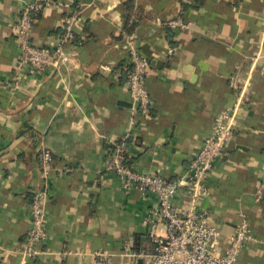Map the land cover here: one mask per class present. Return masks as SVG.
I'll return each instance as SVG.
<instances>
[{
	"label": "crops",
	"instance_id": "crops-1",
	"mask_svg": "<svg viewBox=\"0 0 264 264\" xmlns=\"http://www.w3.org/2000/svg\"><path fill=\"white\" fill-rule=\"evenodd\" d=\"M23 4L0 0V264L142 263L124 253L127 244L154 249L142 221L156 196L125 192L122 177L107 168L111 139L127 140V164L134 170L173 179L225 109L237 127L206 179L210 192L202 205L221 230L222 249L246 212L256 240L237 264H264V194L256 201L257 189L264 192V0L44 2L32 32L40 45L54 44L63 17L80 11L72 61L60 71L29 75L14 90L8 82L20 48L16 23ZM179 7L189 29L157 25ZM127 39L154 59L146 80L154 103L149 115L132 114L121 49ZM40 142L57 169L47 178V236L39 253L25 256L20 250L31 226L30 203L45 181L36 158Z\"/></svg>",
	"mask_w": 264,
	"mask_h": 264
},
{
	"label": "built area",
	"instance_id": "built-area-1",
	"mask_svg": "<svg viewBox=\"0 0 264 264\" xmlns=\"http://www.w3.org/2000/svg\"><path fill=\"white\" fill-rule=\"evenodd\" d=\"M44 2L50 0H24L16 23L20 48L12 79L8 82L11 89H18L29 75L46 69L60 71L72 61L76 30L81 21L80 11L63 17L62 31L54 44L40 45L34 42L32 32L37 21L36 11L45 6ZM157 25L161 28L184 30L190 28L191 21L185 8L179 7L174 16L159 18ZM121 49L127 55L126 85L134 104L132 114L149 115L154 104L146 83L151 71L150 62L132 39L122 43ZM172 51L173 48L168 49L169 54ZM131 122L132 125L136 122L133 117ZM236 127L234 113L229 109L219 112L214 119L211 133L205 137L197 153L190 158L188 167L173 179L160 173L134 170L125 162L124 143H118L119 139H111L112 158L107 168L122 177L125 192L136 190L156 196L155 205L147 210L142 221L149 229L155 244L154 249L137 251L127 244L125 255L135 260L142 258L140 264H237L244 247L256 240L248 214L240 212L241 219L229 235L227 247L222 249L221 230L213 223L210 211L202 205L203 199L210 192L206 179L215 162L225 157L227 143L234 136ZM36 158L43 169L45 181L30 203L31 226L20 250L25 256L39 253L41 250L37 246L47 236L46 215L50 196L47 178L53 169H57L52 152L43 142L37 148ZM180 194H183V198L178 204L175 198ZM263 194L261 186L256 191V201H261ZM130 264L138 263L131 261Z\"/></svg>",
	"mask_w": 264,
	"mask_h": 264
},
{
	"label": "trees",
	"instance_id": "trees-1",
	"mask_svg": "<svg viewBox=\"0 0 264 264\" xmlns=\"http://www.w3.org/2000/svg\"><path fill=\"white\" fill-rule=\"evenodd\" d=\"M118 143H124V144H127V140L125 141H123V140H118ZM127 159H128V156H127V154H125V162L127 163ZM137 240H136V247L138 248L140 245H141V243H140V237H137L136 238Z\"/></svg>",
	"mask_w": 264,
	"mask_h": 264
},
{
	"label": "water",
	"instance_id": "water-1",
	"mask_svg": "<svg viewBox=\"0 0 264 264\" xmlns=\"http://www.w3.org/2000/svg\"><path fill=\"white\" fill-rule=\"evenodd\" d=\"M145 56H146V55H145ZM146 57H147V56H146ZM147 59L149 60V62H150V63H154V62H153V61H154V59H153V58H151V57H150V58H149V57H147Z\"/></svg>",
	"mask_w": 264,
	"mask_h": 264
}]
</instances>
